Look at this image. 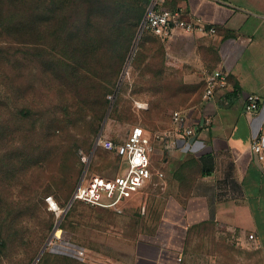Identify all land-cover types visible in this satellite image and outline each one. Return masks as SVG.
Wrapping results in <instances>:
<instances>
[{
  "label": "rangeland",
  "instance_id": "rangeland-1",
  "mask_svg": "<svg viewBox=\"0 0 264 264\" xmlns=\"http://www.w3.org/2000/svg\"><path fill=\"white\" fill-rule=\"evenodd\" d=\"M21 2L5 0L0 11V264H33L88 162L85 176L113 177L126 167L100 147L89 161L110 104L117 110L102 136L119 144L141 125L155 140L172 114L199 105L203 92V81L186 79V43L139 32L135 0H85L80 8L76 0H38L39 12L51 11L52 26L17 33L11 24L25 23L35 6ZM125 4L131 13L123 18L116 9ZM196 43L188 40L191 47ZM156 154L153 164L163 180L125 202L121 212L77 202L36 264H242L238 239L210 222L189 228L181 246L157 242L180 188L165 165L168 154ZM49 199L59 210L50 209ZM67 247L85 255L69 254Z\"/></svg>",
  "mask_w": 264,
  "mask_h": 264
},
{
  "label": "crops",
  "instance_id": "crops-1",
  "mask_svg": "<svg viewBox=\"0 0 264 264\" xmlns=\"http://www.w3.org/2000/svg\"><path fill=\"white\" fill-rule=\"evenodd\" d=\"M170 4L203 17L217 29L215 35L176 31L167 40L186 43L182 61L187 81H203L205 69H220L229 76L226 88L186 112L188 123L198 129L196 136L175 147L154 143L157 154H168L165 165L180 188L178 206L163 214L156 240L181 246L189 228L210 222L238 239L242 264H264V171L249 148L257 124L264 132V0ZM191 38L197 41L193 47L188 44ZM251 93L260 97L253 120L243 112Z\"/></svg>",
  "mask_w": 264,
  "mask_h": 264
},
{
  "label": "built area",
  "instance_id": "built-area-1",
  "mask_svg": "<svg viewBox=\"0 0 264 264\" xmlns=\"http://www.w3.org/2000/svg\"><path fill=\"white\" fill-rule=\"evenodd\" d=\"M170 2L171 0H148L139 30L142 33L149 32L164 41L170 39L176 31L208 35L217 33L214 24L201 16H191L182 7H170ZM228 76V73L220 69L208 71L203 79L202 100H210L218 90L226 88ZM138 105L142 106V104ZM259 109V95L248 94L243 109L244 115L253 120L257 118ZM197 132V127L188 123L186 111L177 110L172 114L168 128L162 134H158L155 140L151 139L141 125L133 126L127 138L119 144L108 137L101 136L98 147L115 152L122 158L123 165L126 167L113 177L99 174L86 175L73 193L75 200L121 212L125 202L138 195L150 184L155 183L156 180L165 178V173L153 164L154 143L159 141L166 148L175 147L179 141L196 136ZM249 148L253 159L264 171V132L261 124L255 127ZM83 159L86 161V156ZM53 201V199L48 200L50 209L59 210L57 203L54 201V204ZM249 237L254 238V235L250 234ZM63 249L79 258L85 255L83 249L70 247Z\"/></svg>",
  "mask_w": 264,
  "mask_h": 264
},
{
  "label": "trees",
  "instance_id": "trees-1",
  "mask_svg": "<svg viewBox=\"0 0 264 264\" xmlns=\"http://www.w3.org/2000/svg\"><path fill=\"white\" fill-rule=\"evenodd\" d=\"M24 1H29V2L32 1L33 3L35 2V6H33V7L31 6L30 7V9H32L31 10V15H30L31 17L28 20H26L25 23L21 19H20L21 21L18 19L19 21L17 20L18 23L16 25H14L13 23L11 24V26H12L11 29L15 30L17 33L20 32V31L25 33V32L28 31V29H38V27H40L41 23H44V27H47L49 24H50V27L52 26V22L54 21V18L49 14V12H51V11L46 12V16H45V14H42L41 12H39V7L37 6L38 5V0H22L21 3L24 4ZM11 2H12V0H11ZM63 3H65V1H63ZM85 3H86L85 0H76L75 5H76L77 8H80V5H85ZM4 4H5V0H0V11L3 10ZM147 5H148V0H135V2H134V11H133V13H134L133 17H134V23L135 24H138V22H139V24L141 25V22H142V20L144 18L145 12H146ZM169 6L170 7H176V6H172V4H170ZM119 7H120V10L116 9V12L120 13L121 16H123V18H125L126 16H128L131 13V7L127 6V4H125L124 6L121 5ZM0 16L3 17V14H0ZM17 21H13V22H17ZM60 23L61 24H65L66 23V17H64V18L62 17L61 20H60ZM143 34H150L154 38H156L157 40L158 39L162 40V39L154 36L153 34H151L149 32H143ZM117 71H118V67L115 69V73H117ZM203 88H204V83H203ZM202 95H203V92H202ZM106 102L108 104L110 102V100L107 99ZM108 108L109 107H107V110H108ZM107 110H106V112H107ZM116 110H117V106H116V104H114V106L111 109L112 114ZM106 112H105V114H106ZM111 112H110V114H111ZM77 202L82 203V204H86L83 201L75 200L72 203V205L70 206L67 215L73 210V208H74V206L76 205ZM67 215H66V217H67Z\"/></svg>",
  "mask_w": 264,
  "mask_h": 264
},
{
  "label": "water",
  "instance_id": "water-1",
  "mask_svg": "<svg viewBox=\"0 0 264 264\" xmlns=\"http://www.w3.org/2000/svg\"><path fill=\"white\" fill-rule=\"evenodd\" d=\"M139 32H141V31L139 30ZM111 109H112V104H110V106H109V108H108V110H107V112H106V114H105V117H104V119H103V122H102L101 128H100V130H99V132H98V135H97V137H96V139H95V142H94V145H93V148H92V151H91V155H90V157H89V161H90V159H91V157H92L94 151H95L96 148L98 147V141H99L100 137L102 136V133H103V130H104L105 124H106V122H107V120H108V117H109V114H110V112H111ZM88 165H89V162L86 164V166H85V168H84L83 174H82V176H81V178H80V181H79L78 185H79V184L81 183V181L84 179L85 174H86V171H87V168H88ZM74 201H75V198H74V194H73L72 197H71V199H70V201H69V203H68V205H67V207L64 209L63 216L67 213V211L69 210L70 206L72 205V203H73ZM63 216H62V218H63ZM62 218H60V220H58V222L55 224L51 236L49 237V239L47 240V242H46V243L44 244V246L42 247L41 251L39 252V254H38L37 258L35 259V261L33 262V264H36L37 261H38V260L40 259V257L42 256V254L45 252V250H46V248H47V245H48V243L50 242V240H51L53 234L55 233V231L58 229L59 224H60Z\"/></svg>",
  "mask_w": 264,
  "mask_h": 264
},
{
  "label": "bare ground",
  "instance_id": "bare-ground-1",
  "mask_svg": "<svg viewBox=\"0 0 264 264\" xmlns=\"http://www.w3.org/2000/svg\"><path fill=\"white\" fill-rule=\"evenodd\" d=\"M54 202V201H53ZM54 204H55V202H54Z\"/></svg>",
  "mask_w": 264,
  "mask_h": 264
}]
</instances>
